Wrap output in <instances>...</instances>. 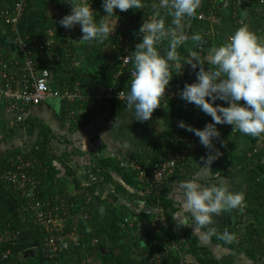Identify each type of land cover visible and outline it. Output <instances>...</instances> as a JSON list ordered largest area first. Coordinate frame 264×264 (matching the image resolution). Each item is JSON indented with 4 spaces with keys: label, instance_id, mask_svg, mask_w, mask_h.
<instances>
[{
    "label": "crops",
    "instance_id": "1",
    "mask_svg": "<svg viewBox=\"0 0 264 264\" xmlns=\"http://www.w3.org/2000/svg\"><path fill=\"white\" fill-rule=\"evenodd\" d=\"M49 1H29L19 22V29L22 33L33 29H42ZM229 3V0H225L224 5L228 6ZM223 13L226 15L224 11ZM185 22L182 26L186 24ZM182 26L178 31H182ZM218 31L219 27L215 31L210 29L207 34L213 36L214 32ZM188 36L191 35L188 34ZM186 43L188 47H194L190 39ZM75 49L77 61L89 59L92 51L91 45L77 40ZM14 58H18V56L10 36L0 28V59ZM109 85V81L104 76L95 73L81 81L77 80L73 87H76L82 97L74 100L73 103L68 102L70 106L65 108H62L63 100L57 98L19 110L7 103L0 102V164L7 157L29 154L40 140L35 124H44L51 132L52 138L49 147L53 156L56 157V161H53V165L57 169L56 183L65 194H68L74 191L73 185L69 178L63 174V166L58 160L64 162L63 165L69 166L81 186L86 187L85 185L88 186L98 180V176L93 173V169L98 170V159H110L117 163V166L124 162L127 165L134 164L147 168L152 159V145L156 136L169 132L182 137L193 136L192 133L177 127V122L180 120L197 128H203L207 122H211L210 116L180 99L176 103H169L162 99V105L154 110L149 121L133 120L134 115L126 108L120 114L110 117L111 112L105 110L106 103L109 101L104 98V92ZM123 87L126 91L128 90L125 84ZM18 115L22 117V121L16 120ZM76 115L80 120L75 119ZM217 128L219 129V126ZM230 128V125H224V131H228ZM12 130L14 131L10 134ZM220 138L221 140L218 139L219 142L214 144L213 149L202 153L207 156L210 152L218 150L220 155L212 162L208 177H201V180L208 184L226 185L243 194L257 182L264 187V134L259 137H251L231 131L226 137L220 132ZM221 141L224 142L223 145ZM259 166H263V168L257 170ZM202 167L189 176L172 174L165 180L161 190L154 191L146 188L141 191L138 186L126 185L120 171L110 165L108 174L111 180L94 185V196L105 199V202L111 207L122 206L127 213L132 215L133 219L128 224L138 237L139 243L134 245V241L129 236L124 239V242L131 247L129 264H139L141 256H143L144 242L152 243L156 239V233L162 229H168L169 225L177 238L173 241L176 248L171 249L179 257V261L175 264H198L188 250L189 246L184 240L185 237L194 240L197 246L206 248L221 264H264V224L258 223L259 215L247 212L245 208L228 213L222 212L213 217L211 225L198 228L195 232H192L191 227L177 228L176 222L172 219V215L181 211L180 200L182 197L177 185L195 176ZM133 171L136 170L133 169ZM92 175L97 176L95 182L89 180ZM112 181L118 183L127 193L121 196L119 192L115 191ZM80 190L82 191L84 188H80ZM162 194L166 196L165 199L168 202L171 201L174 207L171 224H168L161 216L159 206L146 204L143 198L153 195L160 202L159 198ZM0 201L8 207L18 222L23 221L21 212L15 207V201L2 190L1 186ZM95 203L94 201V205ZM220 228L225 231L232 230L237 242L244 240V246L231 249L217 244L208 233ZM23 231H26V228ZM25 242L24 244H32L29 238ZM20 262L10 264H20Z\"/></svg>",
    "mask_w": 264,
    "mask_h": 264
},
{
    "label": "trees",
    "instance_id": "2",
    "mask_svg": "<svg viewBox=\"0 0 264 264\" xmlns=\"http://www.w3.org/2000/svg\"><path fill=\"white\" fill-rule=\"evenodd\" d=\"M12 1L13 0H1L0 4H6V6L11 7ZM29 1L30 0H27L26 7L28 6ZM236 1L237 0H229V5L225 6V0H201L195 15L186 20V24L182 26V31L186 35H191L193 33L200 34L205 38L206 45L203 49H197L195 47H188L186 43L178 49L181 57L186 58L193 51H198L201 55H205L208 50L224 42L235 29L241 26H247V28L254 33L258 39L264 40V6H260L254 0H238L240 1L239 5L236 4ZM143 2L145 4L144 9H129L125 12H119V10H117V16L113 17L110 21L113 25L116 24L115 31L101 43L92 42V51L87 61L79 62L75 57L78 64L73 66L71 56L75 55V45L64 49L60 48L61 50L57 52L56 61L53 67L52 88L57 90L68 88L72 90L74 89L73 86L77 80L81 81L87 76H91L95 73L104 76L109 81L110 85L124 88L123 85L125 84L126 89H128L131 81L130 70L132 65L131 62L129 65L124 67L121 65L119 58L123 55V46L120 44V39L130 40L128 47L132 51L134 50L135 44L139 42L134 39L135 33L138 31L144 18H152L154 14L152 4H158V0H143ZM91 7L98 12L97 19L104 15L101 0H91ZM46 9L47 10H45L44 15L45 22L42 29H33L27 32L28 35L40 41H45L48 38L54 37V20L56 14L59 13L64 16L70 11L69 5L62 3L61 0H50ZM223 11L226 15H223ZM210 13H212L213 16L209 20L208 16ZM161 15L163 16V12ZM164 19L167 24L170 22L171 18L165 16ZM218 27V32H214L213 36H208L207 32H209L210 29L215 31ZM0 28L4 30L6 35L10 36L11 32L9 27H7L1 19ZM80 36L81 31L80 27H78L76 41L79 40ZM161 47H163V45ZM182 70L183 65H181L180 69H173V71L177 74H173V78L169 85H172L177 81L191 83L195 80V74L190 72L188 65H185L184 70ZM117 71H119L120 74L118 76V80L116 81L114 75ZM180 71L182 72L178 74ZM63 101L62 108L70 106L67 101ZM106 104L105 110L106 112H111L109 115L110 117L120 114L126 108L123 101L113 100L107 102ZM60 113L62 114V112ZM75 119H79V116L76 115ZM35 125L39 131L40 140L29 154H31L34 158H37L39 164H31L29 174L33 175V177L42 179L41 185L37 187V196L38 198L45 200L48 196H52L58 192L62 193L63 191L56 183L55 174L57 169H55V165H53V161H56V157L53 156L54 154L51 153L52 151L49 147V142L52 138L50 129L48 126L41 123H37ZM217 126H219L218 130L224 137L230 134L231 128L228 129V131H224V125ZM13 131L14 130H12L10 134ZM175 135L178 134L173 135L169 132L154 138L152 145V159L149 161L147 168L141 166V168L145 169L147 175L148 171L151 170L153 163L157 160H163L166 158L164 154V148L166 146L169 145L178 149V147L182 145L179 138H173ZM29 154L27 153V155ZM14 157L15 156L7 157L2 161L0 164V175L3 171L10 168V164ZM203 157L206 156L202 154L200 159L197 156L188 157V164L185 167L184 176H189L195 173L202 166L200 163H202ZM58 162L61 166H63V174L69 178L71 185H73L74 191L67 194L69 199H72V196L76 197L77 194L81 195L83 197L82 199H84V190L89 194V196H91V198L89 201L88 217L77 218L75 220L80 244L78 246L71 245L69 250L63 252L56 258V264H129L131 259V247L124 242V239L129 236L134 241V245L139 243L138 237H136V235L132 232L131 226L128 224V222L133 219L132 215L127 213L124 207H111L107 202H105V199H99L98 196H94V185L111 180L108 174V168L110 165H113L114 169L120 171L126 185L131 187L138 186L141 188V191H143L150 187L149 183L139 181L137 179V171H133L128 167L122 168L117 166V163L111 161L110 159H98V170H96V168L93 169V173L98 176L97 182L83 187L77 181L73 170L69 166L63 165L64 162L61 160H58ZM262 168L263 166H259L257 170H261ZM112 185L115 191L119 192L121 196L122 194L125 195L127 193V191H125L118 183H114L112 181ZM0 186L2 190L15 201L16 209L21 211L20 208H23V201L14 196L10 186L1 180ZM80 188H84V190L81 191ZM143 198L145 199L146 204L159 206L161 209V216L168 224H171V215L174 212V207L170 200L168 202L165 199L166 196L164 194L160 196V202L153 195L144 196ZM244 199V208L246 211L259 215L260 220L258 223L263 225L264 187L257 182L244 194ZM94 201L96 202L95 205ZM77 208L78 206L72 210L74 211L75 209L76 211ZM79 214L80 213L78 211V215ZM23 216L26 217L24 214ZM124 219H127V222H123ZM27 220L25 219L26 222H18L9 211L8 207L0 201L1 224H10L12 229H21L22 231L25 224L27 226L26 231H23L19 238H15L12 241L4 243L0 246V249L2 250L5 248L10 250L9 259L5 261V263L4 260L1 259V263L10 264L21 261L20 264H53V261L47 257L45 251L38 247L42 241V233L39 231L38 227L32 226ZM227 231L230 235L234 236L233 242L226 243L223 239H220V236H222L225 232L222 228L210 231L211 239L217 244L231 249H236L237 246H244V240L243 242H237L235 233L232 230ZM174 236L175 234L172 229H170L169 225L168 229H162L156 233V239L152 243L148 244L144 242L143 256H141L139 264H149L148 262L152 257L153 251L164 249L169 241H174V239L177 240L176 236ZM28 238L32 243L31 245H29V243L24 244L25 240H28ZM109 240L110 242H108ZM165 240L167 241L164 242ZM184 240L188 243V250L195 257L198 264H221L213 257L210 251L204 247L197 246L194 240L188 237H185ZM35 245H37V248L29 249L31 254L24 257V252H26L27 248L31 246L34 247ZM251 251L250 254H252ZM178 261V254H176L174 250H167L160 264H175Z\"/></svg>",
    "mask_w": 264,
    "mask_h": 264
},
{
    "label": "clouds",
    "instance_id": "3",
    "mask_svg": "<svg viewBox=\"0 0 264 264\" xmlns=\"http://www.w3.org/2000/svg\"><path fill=\"white\" fill-rule=\"evenodd\" d=\"M61 2L69 5L70 11L59 19V25L69 30L78 25L79 41L88 45L101 43L111 36L116 24L110 21L117 16V10L125 12L145 7L143 0H101L104 15L97 19L98 12L91 7V0ZM200 2L158 0V4H152L154 14L150 19H143L136 33L140 36L139 42L130 55V86L126 93L120 92L118 98L134 115L133 120L149 121L154 110L162 105L173 74H177L173 69L183 65L184 70L188 65L195 80L186 82L176 95L210 116L211 122L197 128L180 120L177 127L192 133L205 149H213L214 139L220 138L217 125H230L231 131L251 137L264 134V40L258 39L247 26H241L205 55L193 51L188 57H181L178 49L189 39L197 49L206 45L200 34L193 33L189 37L178 31L195 15ZM165 16L171 18L167 24ZM219 155L218 150L210 152L202 158L203 167L199 172L177 185L182 197L181 211L172 215L177 228L191 227L195 232L211 225L214 216L245 207L242 192L201 180V177H208L211 164ZM220 239L231 243L234 236L224 232Z\"/></svg>",
    "mask_w": 264,
    "mask_h": 264
},
{
    "label": "built area",
    "instance_id": "4",
    "mask_svg": "<svg viewBox=\"0 0 264 264\" xmlns=\"http://www.w3.org/2000/svg\"><path fill=\"white\" fill-rule=\"evenodd\" d=\"M254 1L260 6H264V0ZM26 3L27 0H13L11 7L6 6V4H0V19L10 29V40L18 56V58L14 59H0V102L7 103L16 110L27 106H37L52 98L73 103L74 100L82 97L80 92H78L76 87L72 90L68 88L63 90L53 89V67L57 52L76 44L79 26L77 25L70 30L65 29L58 23L63 16L57 13L54 20V28L56 30H54V37L40 41L27 33H22L19 29V22L24 15ZM236 4H240V1L237 0ZM212 16V13H210L208 19L210 20ZM136 33L134 39L139 40L140 36ZM120 41L121 46H123V55L119 60L122 67H124L130 64L132 50L128 47L130 40L120 39ZM71 57L72 65L76 66L78 64L76 56L72 55ZM119 74L120 72L117 71L114 75L116 81ZM185 83L184 81H177L172 85H168L166 95L162 99L169 103L178 102L179 98L176 93L183 88ZM120 92L126 93L127 91L125 88L109 85L104 92V98L108 101H121L118 98ZM216 103L221 102L217 101ZM16 120L22 121V117L18 115ZM173 138H179L182 145L178 149L169 145L166 146L164 148L166 158L153 163L148 175L145 169L134 164L127 165L123 162L120 167L136 170L137 179L149 183V190H161L164 187L165 180L172 174H185L188 157L197 156L200 159L202 153L208 151L194 135L189 137L175 135ZM219 140L214 139L213 143L217 144ZM34 163L39 164L37 158L27 154H18L11 162L10 168L2 172L0 180L8 184L13 195L23 201V208H20L21 211L17 210L21 212L23 221L28 219L29 224L38 227L43 235L38 247L45 251L47 257L53 261V264H56V258L69 250L71 245L78 246L80 244L75 220L88 217L91 196L84 190V199L78 194L76 197L72 196V199H69V196L62 191V193L58 192L48 196L45 200L38 198L37 187L41 185L42 179L29 174L31 164ZM89 180L95 182L97 176L92 175ZM76 206H78L77 210L75 211L74 209L73 211L72 209ZM123 222H127V219H124ZM24 228H27L26 224ZM21 234V229L14 230L10 224L3 225L0 223V246L15 238H19ZM33 248H37V245L27 248L26 252H30L29 249ZM174 248L176 246L173 241H169L164 249L153 251L148 263L160 264L166 251ZM26 252H24V256ZM9 257V249H0V260H4L5 263ZM4 263L0 261V264Z\"/></svg>",
    "mask_w": 264,
    "mask_h": 264
},
{
    "label": "water",
    "instance_id": "5",
    "mask_svg": "<svg viewBox=\"0 0 264 264\" xmlns=\"http://www.w3.org/2000/svg\"><path fill=\"white\" fill-rule=\"evenodd\" d=\"M31 253L30 252H26L25 253V256H29Z\"/></svg>",
    "mask_w": 264,
    "mask_h": 264
}]
</instances>
